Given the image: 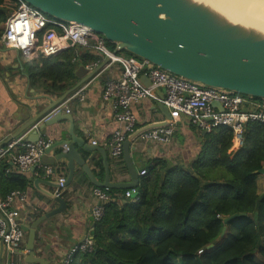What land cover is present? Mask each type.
I'll list each match as a JSON object with an SVG mask.
<instances>
[{"label": "trees", "instance_id": "trees-1", "mask_svg": "<svg viewBox=\"0 0 264 264\" xmlns=\"http://www.w3.org/2000/svg\"><path fill=\"white\" fill-rule=\"evenodd\" d=\"M14 7L15 0H0V35ZM96 58L92 48L73 46L26 69L32 86L58 98L78 81V67ZM231 140L229 129L217 127L203 133L190 166L148 162L135 200L121 197L124 189H109L92 250L76 253L69 264H264V191L258 194L256 183L264 169V124H247L235 151ZM28 181L9 160H0V200L24 191Z\"/></svg>", "mask_w": 264, "mask_h": 264}, {"label": "water", "instance_id": "water-1", "mask_svg": "<svg viewBox=\"0 0 264 264\" xmlns=\"http://www.w3.org/2000/svg\"><path fill=\"white\" fill-rule=\"evenodd\" d=\"M24 1L52 18L87 25L92 32L113 43L115 45L113 51H127L133 56L147 59L171 74L205 86L264 97V30L231 21L203 2L199 3L195 0ZM94 72V70L90 71L87 75L86 69L79 66L76 70L79 78L76 84L60 97L51 100L45 108L22 125L14 136L31 127ZM142 80L148 84L147 78ZM157 105L165 119L135 129L123 142L122 159L130 181H111L106 151L72 134L70 140H59L46 148L41 161L48 164L58 159L65 160L67 166L65 185L72 181L77 166L95 187L124 190L136 188L139 175L130 157L131 143L140 133L167 124L169 119L167 108L161 103ZM61 120L72 122L71 115L57 114L39 124L38 129L31 130L27 139L36 141L40 137L38 131L46 125ZM75 144L88 153L94 151L101 153L104 170L102 181L95 177L87 158L78 152ZM63 145L67 148L65 152L61 151L53 158L48 157L53 148ZM262 172L264 169L260 170V173ZM44 183L43 179L36 177L32 181V186L58 205L36 218L30 225H22L26 233L24 247L27 251L25 257L27 263L48 264L41 257L34 256L35 230L44 219L63 212L67 205L61 196L52 192V189L58 187L56 180L47 182L50 190L40 187ZM236 215L233 214L232 217ZM224 231L225 227L222 228L221 234ZM0 246L3 249L2 245Z\"/></svg>", "mask_w": 264, "mask_h": 264}, {"label": "built area", "instance_id": "built-area-1", "mask_svg": "<svg viewBox=\"0 0 264 264\" xmlns=\"http://www.w3.org/2000/svg\"><path fill=\"white\" fill-rule=\"evenodd\" d=\"M0 41L17 51L23 61L47 58L69 47L82 46L92 48L106 59L107 65L118 64L119 74L106 79L102 90V98L112 104L114 119L118 123L106 143L109 155L114 159L121 158L123 142L135 129L137 116L134 106L146 99L163 104L168 110L169 119L164 127L142 133L140 138L143 141L169 143L176 123L181 117H185L203 133L211 132L217 127L229 129L232 133L230 151H235L243 145L247 124H264V97L205 86L171 74L147 59L133 55L123 56L113 51L114 49H109L106 40L92 32L89 27L52 18L24 0H15V7L3 23ZM97 63L98 61L88 64L85 69L92 70ZM142 78H147L148 84ZM85 87L86 85H80L64 100L51 107L24 134L0 144V160H9L17 171L25 172L33 167L38 169L35 172L37 176L54 177L58 183L54 190L57 196H61L66 187L64 168L41 161L45 149L53 144V139L40 136L32 142L27 136L31 130L38 129L39 124L51 117L71 113L69 102L75 98L83 100ZM91 144L96 145V141ZM66 149L63 145L62 151L65 152ZM145 172L142 169L139 175ZM108 190L98 187L92 190L93 195L100 201L93 209L96 220L101 217L104 204L110 199ZM136 194L137 187L125 190L121 196L135 200ZM24 199V191L13 190L0 200V245L8 256L6 264H13L11 257L22 248L25 239L22 218L15 207L16 201ZM92 248L93 239H84L70 248L63 264L72 262L76 253L89 252Z\"/></svg>", "mask_w": 264, "mask_h": 264}, {"label": "crops", "instance_id": "crops-1", "mask_svg": "<svg viewBox=\"0 0 264 264\" xmlns=\"http://www.w3.org/2000/svg\"><path fill=\"white\" fill-rule=\"evenodd\" d=\"M94 53L97 57L95 61H98V63L92 70L88 71L86 69V73L88 75L90 71L94 70L95 72L81 84L86 85L84 99L75 98L68 104L71 109V113L68 115H71L72 122L61 120L44 126L38 133L42 137L52 138L53 143L63 139L70 140L71 134L78 139H84L90 144L92 141H96V145L107 153L111 181H130L122 155L120 159L111 158L106 144L107 139L117 128L118 123L114 119L112 104L102 98L103 84L106 79L116 77L120 68L118 64L107 65L106 59H103L96 52ZM30 62L23 61L17 51L7 47L0 41V144L16 137L14 134L19 131L22 125L45 108L51 100L56 99L31 85L26 69ZM91 63L93 62L86 63L82 67L86 68V65ZM157 104L152 99H146L134 106V112L137 116L135 129L146 127L150 123L162 122L165 119ZM29 128L17 136H21ZM142 133L131 143L130 150V157L138 175L142 169L147 167V163H153L154 159H165L169 164L183 168L190 166L200 151L203 138V132L191 125L185 117H181L176 123L170 142L167 144L143 141L140 138ZM75 146L78 152L87 158L95 177L102 181L104 170L101 153L97 151L88 153L81 146L77 144ZM61 151L62 146L55 147L50 151L48 157L53 158ZM48 164L56 167L62 166L67 176L65 160L58 159L56 162ZM98 164L102 166L101 175ZM32 168L22 172L29 180L28 186L24 190L25 199L24 201L15 202L22 223L27 226L58 205L32 186L33 179L39 177L45 182L40 187L50 190L51 188L47 185V182H51L55 178L37 176L35 172L38 169ZM259 179L262 181V185H259ZM256 183L257 193H263L264 172L259 174L258 180L256 178ZM94 187L80 168L76 166L72 181L66 185L61 194V197L66 201V208L61 213L47 217L36 227L34 256L41 257L48 264H63L72 246L86 238L93 239L94 226L97 221L94 218L93 209L100 203L92 193ZM54 190L52 189V192ZM25 241L26 233L22 248H19L11 257L13 264H37L25 261L27 254L24 251ZM7 257L5 249L0 246V264H6Z\"/></svg>", "mask_w": 264, "mask_h": 264}, {"label": "bare ground", "instance_id": "bare-ground-1", "mask_svg": "<svg viewBox=\"0 0 264 264\" xmlns=\"http://www.w3.org/2000/svg\"><path fill=\"white\" fill-rule=\"evenodd\" d=\"M222 13L229 20L264 30V0H195ZM87 26V25H85ZM88 27V26H87Z\"/></svg>", "mask_w": 264, "mask_h": 264}, {"label": "rangeland", "instance_id": "rangeland-1", "mask_svg": "<svg viewBox=\"0 0 264 264\" xmlns=\"http://www.w3.org/2000/svg\"><path fill=\"white\" fill-rule=\"evenodd\" d=\"M11 11H12V10L8 11L7 14L9 15V14L11 13ZM8 15H7V16H8ZM2 27H3V25H2ZM262 32H263V31H262ZM107 47H108V46H107ZM108 48H109V47H108ZM109 49H110V48H109ZM117 52H118L119 54L123 55V56H127V55H125L122 51H117ZM258 177H259V175L257 176V180H258ZM260 179H261V178H260ZM260 179H259V180H260ZM259 185H262V181H261V180L259 181Z\"/></svg>", "mask_w": 264, "mask_h": 264}]
</instances>
